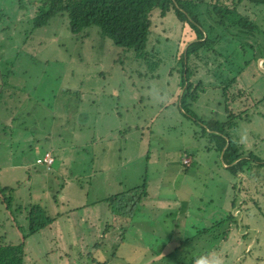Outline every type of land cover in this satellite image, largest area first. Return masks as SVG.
I'll use <instances>...</instances> for the list:
<instances>
[{
  "label": "rangeland",
  "instance_id": "obj_1",
  "mask_svg": "<svg viewBox=\"0 0 264 264\" xmlns=\"http://www.w3.org/2000/svg\"><path fill=\"white\" fill-rule=\"evenodd\" d=\"M38 1L0 0V236L17 243L31 204L53 217L22 264H264V187L194 120L232 112L225 133L264 161V16L252 34L205 19L211 43L185 58L171 10H150L138 51L96 25L72 34L65 13L35 26Z\"/></svg>",
  "mask_w": 264,
  "mask_h": 264
},
{
  "label": "trees",
  "instance_id": "obj_2",
  "mask_svg": "<svg viewBox=\"0 0 264 264\" xmlns=\"http://www.w3.org/2000/svg\"><path fill=\"white\" fill-rule=\"evenodd\" d=\"M36 12L38 17L34 20L35 26L45 24L47 20L58 13H65L68 18V28L72 34H79L90 25L99 27L103 35L109 36L113 43L123 48L141 50L150 32V10L153 7L160 9V16L173 11L177 20L186 23L191 28V34L185 41V58L196 55L201 48L209 46L211 41L202 31L205 19L211 31L215 25L225 30L236 26V34H252L258 29L252 16L260 17L264 13V0H39ZM204 7V8H203ZM250 14H249V13ZM263 57V56H259ZM182 60V58H181ZM264 71V61L261 62ZM264 75V74H263ZM186 81L181 97L194 98L195 88ZM182 101V98H180ZM230 120L233 113L230 112ZM210 133L217 136L219 141L217 149L223 146V155L226 156L224 164L235 174L243 173L247 168L253 169L256 183L264 187V161L251 154L244 156L238 146L227 133L225 126L228 121H209L194 118ZM250 164V167L249 165ZM3 189L8 190L7 187ZM1 190V189H0ZM118 195L108 197V203L118 199ZM233 207V203L231 204ZM28 228L17 243L7 242L0 236V264H22L23 241L25 238L49 225L53 217L45 214L39 204H31L26 208Z\"/></svg>",
  "mask_w": 264,
  "mask_h": 264
},
{
  "label": "clouds",
  "instance_id": "obj_3",
  "mask_svg": "<svg viewBox=\"0 0 264 264\" xmlns=\"http://www.w3.org/2000/svg\"><path fill=\"white\" fill-rule=\"evenodd\" d=\"M185 231L187 232V234H189L187 229H185ZM194 264H222V259L217 253L207 252L196 256L194 258Z\"/></svg>",
  "mask_w": 264,
  "mask_h": 264
},
{
  "label": "built area",
  "instance_id": "obj_4",
  "mask_svg": "<svg viewBox=\"0 0 264 264\" xmlns=\"http://www.w3.org/2000/svg\"><path fill=\"white\" fill-rule=\"evenodd\" d=\"M41 161L44 162L45 164L49 165L53 161L52 156L49 151H45L42 154ZM188 163V162H187Z\"/></svg>",
  "mask_w": 264,
  "mask_h": 264
},
{
  "label": "water",
  "instance_id": "obj_5",
  "mask_svg": "<svg viewBox=\"0 0 264 264\" xmlns=\"http://www.w3.org/2000/svg\"><path fill=\"white\" fill-rule=\"evenodd\" d=\"M262 61H264V58L263 57H261L260 58V63L262 62ZM258 66V65H257ZM258 68H259V70L264 74V71L258 66Z\"/></svg>",
  "mask_w": 264,
  "mask_h": 264
},
{
  "label": "crops",
  "instance_id": "obj_6",
  "mask_svg": "<svg viewBox=\"0 0 264 264\" xmlns=\"http://www.w3.org/2000/svg\"><path fill=\"white\" fill-rule=\"evenodd\" d=\"M52 162H53V161H52ZM52 162H51V163H52ZM3 238L5 239V236H3ZM19 240H20V239H19ZM19 240H18V241H19ZM18 241H17V242H18Z\"/></svg>",
  "mask_w": 264,
  "mask_h": 264
}]
</instances>
